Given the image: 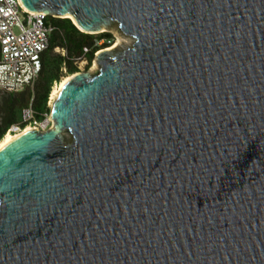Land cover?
Listing matches in <instances>:
<instances>
[{
	"label": "water",
	"instance_id": "95a60500",
	"mask_svg": "<svg viewBox=\"0 0 264 264\" xmlns=\"http://www.w3.org/2000/svg\"><path fill=\"white\" fill-rule=\"evenodd\" d=\"M20 3L134 40L0 150V264H264V0Z\"/></svg>",
	"mask_w": 264,
	"mask_h": 264
},
{
	"label": "trees",
	"instance_id": "16d2710c",
	"mask_svg": "<svg viewBox=\"0 0 264 264\" xmlns=\"http://www.w3.org/2000/svg\"><path fill=\"white\" fill-rule=\"evenodd\" d=\"M46 26L51 27L50 43L42 53V67L33 87L17 93L0 92V140L13 126L21 130L27 126L26 109L33 111L37 121L45 120L51 110L48 100L54 83L77 72L78 61L86 59L90 64L97 51L113 40V34L108 31L96 34L81 31L70 17L48 15Z\"/></svg>",
	"mask_w": 264,
	"mask_h": 264
},
{
	"label": "built area",
	"instance_id": "2783aa9c",
	"mask_svg": "<svg viewBox=\"0 0 264 264\" xmlns=\"http://www.w3.org/2000/svg\"><path fill=\"white\" fill-rule=\"evenodd\" d=\"M48 15L24 9L20 0H0V92L17 93L33 87L42 67V53L50 43ZM56 50L65 54L63 49ZM56 86L54 83L52 90ZM24 121L45 130L44 120L37 121L31 109L25 110ZM20 130L13 126L7 134Z\"/></svg>",
	"mask_w": 264,
	"mask_h": 264
},
{
	"label": "bare ground",
	"instance_id": "6f19581e",
	"mask_svg": "<svg viewBox=\"0 0 264 264\" xmlns=\"http://www.w3.org/2000/svg\"><path fill=\"white\" fill-rule=\"evenodd\" d=\"M70 16V15H69ZM130 39L128 37H126L125 35H118L116 41L110 46L107 47L105 50H115L119 47H121V45L127 43ZM101 51H98V53H100ZM78 74V72L74 73V74H68L67 76H65L61 82L58 83V85L53 89L52 94H51V99H52V104L53 101L57 98V96L60 94V92L62 91V89L64 88V86L70 81L72 80V78H74L76 75ZM32 130H39L38 128L32 127V126H27L24 129L16 132V133H8L6 134L1 140H0V150L9 142H11L12 140L16 139L17 137L30 132Z\"/></svg>",
	"mask_w": 264,
	"mask_h": 264
},
{
	"label": "rangeland",
	"instance_id": "374dc122",
	"mask_svg": "<svg viewBox=\"0 0 264 264\" xmlns=\"http://www.w3.org/2000/svg\"><path fill=\"white\" fill-rule=\"evenodd\" d=\"M108 32H111L113 34V40H112V42L108 46V47H110L116 41L118 35H122L123 33L122 32H116L114 30H109ZM126 37H128L130 40L127 43L121 45V47L115 49L116 51L123 50L125 47H127V46H129V45L132 44V42H133L134 39L132 37H129V36H126ZM77 65H78V69H79L78 71H87V72L95 71L98 68V62H97L96 54H95V58L92 60V62L90 64H88V62H87L86 59H83V60L78 61L77 62ZM57 85H58V83H57ZM51 102H52V99L48 103V106L50 108L52 106V103ZM44 125H45V130L48 129V128H50V127H52L53 121L51 120L50 114L44 120Z\"/></svg>",
	"mask_w": 264,
	"mask_h": 264
}]
</instances>
